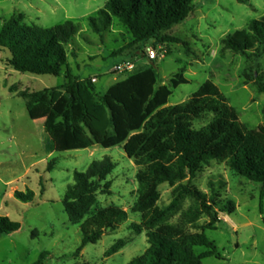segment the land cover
Segmentation results:
<instances>
[{"label": "trees", "instance_id": "obj_1", "mask_svg": "<svg viewBox=\"0 0 264 264\" xmlns=\"http://www.w3.org/2000/svg\"><path fill=\"white\" fill-rule=\"evenodd\" d=\"M194 10V0H109L106 6L88 17L91 30L104 35L114 18L131 36V41L116 55L143 58L150 42H173L164 33L184 22ZM24 16L14 15L5 20L0 31V50L11 54L7 63L15 71L60 77L68 66L67 46L81 32V25L68 19L52 28L28 25ZM223 51L264 56V16L253 20L241 30L221 40ZM67 82L59 87L35 92L27 98L26 108L31 118L49 108L42 135L46 154L84 150L95 145L103 148L123 146L127 157L140 167L137 173L138 200L133 208L141 223L131 230L146 232L148 249L128 264H203L207 258L225 260L217 244L205 232L217 230L221 214H233L235 202L222 200L217 193L208 195L193 185V180L211 161H226L237 175L261 185L264 200V126L246 131L227 98L210 80L206 81L181 104L168 106L173 89L190 81L176 75L171 86L158 87L155 61L145 68L137 67L126 78L96 95L90 81L85 85L69 71ZM256 84L264 93V71H257ZM213 119L195 128V121L206 114ZM55 161L47 166L54 169ZM116 164L106 157L93 161L85 172H74V183L64 195L63 205L70 221L79 224L82 243L78 257L89 244H97L126 222L129 214L117 206L94 211L98 194H109L112 183L108 177ZM186 181V183H184ZM173 206L191 198L193 205L179 223L167 222L171 209L157 205L160 187L175 185ZM213 186V185H212ZM213 188V187H212ZM22 202H33V191L16 192ZM209 221L200 224L201 217ZM21 224L7 216L0 217V237L20 231ZM125 245L119 241L108 252L118 253ZM198 248H205L199 252ZM49 252H43L33 264H44Z\"/></svg>", "mask_w": 264, "mask_h": 264}, {"label": "rangeland", "instance_id": "obj_2", "mask_svg": "<svg viewBox=\"0 0 264 264\" xmlns=\"http://www.w3.org/2000/svg\"><path fill=\"white\" fill-rule=\"evenodd\" d=\"M108 1L0 0V31L5 20L20 14L26 24L43 28L55 27L68 19L81 25V32L67 46L68 66L60 77L15 71L7 63L10 52L0 50V217L7 216L21 224L20 231L0 237V264H33L43 252L50 253L44 264H128L149 247L145 231L131 230L132 224L141 223L140 214L133 211L139 195L136 176L140 167L127 157L123 146L106 149L95 145L48 155L43 149L42 135L49 108L43 106L41 115L31 118L27 98L23 97L63 85L67 82V71L85 85L98 77V82L90 85L96 95L126 78L127 74H118L114 69L125 59L115 52L131 41L128 31L114 18L111 29L98 35L87 22ZM263 16L264 0H194L190 16L164 33L173 42L152 40L149 45L165 54L155 61L158 87L171 86L172 78L180 74L190 81L172 88L168 106L185 102L210 80L227 98L246 131L264 126V93L256 84L257 71H264V56L223 51L221 45L225 36ZM131 60L139 68L151 65L140 53ZM213 117L206 114L195 121V128L205 126ZM106 157L116 164L108 177L112 187L109 194H98L94 211L117 206L127 211L129 218L117 231L106 234L97 244L87 245L76 257L82 233L80 225L70 221L62 201L74 183V172H85L93 161ZM51 161H55L54 169L47 171ZM179 184L162 185L157 202L162 209L171 208L167 222L172 224L179 223L194 203L185 198L172 208L173 192ZM193 185L209 196L219 194L223 201L230 198L236 205L233 214H221L217 230L205 232L225 260L211 257L203 264H264L261 185L237 175L226 161L216 160L205 166ZM28 191L35 193L33 202L16 198V192ZM207 221L208 217L203 216L199 223ZM119 241L125 242L122 249L108 254ZM205 250L198 248L199 252Z\"/></svg>", "mask_w": 264, "mask_h": 264}, {"label": "built area", "instance_id": "obj_3", "mask_svg": "<svg viewBox=\"0 0 264 264\" xmlns=\"http://www.w3.org/2000/svg\"><path fill=\"white\" fill-rule=\"evenodd\" d=\"M145 55L150 61H156L157 59L165 57V54H159L153 47L150 46L146 48ZM137 67L138 66L135 61L127 59L118 64L114 70L118 74H130L133 73ZM91 80L93 83H97L98 77H93Z\"/></svg>", "mask_w": 264, "mask_h": 264}, {"label": "crops", "instance_id": "obj_4", "mask_svg": "<svg viewBox=\"0 0 264 264\" xmlns=\"http://www.w3.org/2000/svg\"><path fill=\"white\" fill-rule=\"evenodd\" d=\"M137 58H138V57H137ZM127 59H131V58H127V57L125 56V59H124L123 61H125V60H127ZM123 61H122V62H123ZM108 88H109V87H108Z\"/></svg>", "mask_w": 264, "mask_h": 264}]
</instances>
